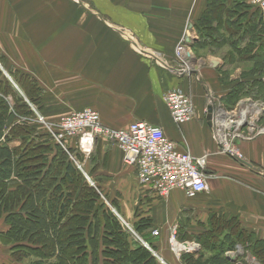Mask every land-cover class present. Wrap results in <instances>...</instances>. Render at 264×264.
I'll return each instance as SVG.
<instances>
[{
  "label": "crops",
  "instance_id": "obj_1",
  "mask_svg": "<svg viewBox=\"0 0 264 264\" xmlns=\"http://www.w3.org/2000/svg\"><path fill=\"white\" fill-rule=\"evenodd\" d=\"M247 2L84 0L94 9L87 12L74 0H0V70L14 83L26 77L51 86L58 73L64 74L70 86L68 113L92 109L113 129L146 122L159 127L179 151L205 160L207 193L186 198L173 191L159 198L139 185L115 144L96 142L107 176L123 183L122 191L116 190L131 203L115 214L132 226L144 220L153 239L149 243L166 264L180 258L168 255L172 228L186 234L196 230L198 236L214 219L238 223L264 246V130H259L264 125L256 126L260 113L250 117L245 105L237 110L250 99L245 87L259 78L241 69L229 74L210 56L216 39L244 36L248 23L260 21ZM187 33L191 43H184L186 51L177 57L176 46ZM190 38H196V49ZM228 48L233 49L230 43ZM173 89L186 93L194 109L193 119L180 126L163 101ZM239 115L253 128L243 126ZM6 230L3 219L0 233ZM154 230L157 236L150 234ZM0 246L8 256L0 262L21 264L11 260L8 246Z\"/></svg>",
  "mask_w": 264,
  "mask_h": 264
},
{
  "label": "trees",
  "instance_id": "obj_2",
  "mask_svg": "<svg viewBox=\"0 0 264 264\" xmlns=\"http://www.w3.org/2000/svg\"><path fill=\"white\" fill-rule=\"evenodd\" d=\"M248 34L249 28L244 36L236 38L239 41L230 43L231 47L243 45ZM256 65L252 74H257L253 77L259 79L250 81L245 87L248 95L250 85L255 86V90L264 91V81L260 78L264 65L261 64V72ZM15 84L18 87L17 81ZM1 85H6L10 92L13 87L7 80L0 79V217L7 226V230L0 233V242L9 247L11 260L27 264H99L101 255L105 264H155L153 255L135 239L129 244V234L121 228L114 213L99 203L97 186L94 188L84 183L70 156L72 154L76 162L83 160L85 163L89 158L82 159L74 144L64 150L55 143V154L43 162L44 158L38 155L25 157L27 147L14 149L8 145L11 139L22 134L15 135L11 130L14 137H9L6 131H10L16 118L24 115L26 106L16 96L18 101L9 112L5 97L10 92L4 93ZM114 209L119 211L116 205ZM216 221L222 220L210 221L209 229L196 236V243L202 250L211 254L218 252L213 256L209 254L211 259L203 264H229L223 254L225 249L233 250L235 239L247 242L255 259L264 264L262 242L241 230L232 220L223 221L224 225H218ZM144 222L133 225V230H147ZM145 242L152 247L147 240ZM183 259L187 264L193 262L192 259Z\"/></svg>",
  "mask_w": 264,
  "mask_h": 264
},
{
  "label": "rangeland",
  "instance_id": "obj_3",
  "mask_svg": "<svg viewBox=\"0 0 264 264\" xmlns=\"http://www.w3.org/2000/svg\"><path fill=\"white\" fill-rule=\"evenodd\" d=\"M74 2H76L77 5H80V7L84 8L87 12H93L94 10L90 5H86L84 3V0H74ZM256 14L258 15L256 18L260 17V19L262 20L257 24L256 22L248 23V26H246V28L247 29L249 28V34H248V38H246L245 41L243 42L242 47L241 45L238 47L233 46V49L230 50V48H228L229 43L234 41H239V39L231 38L230 36L216 39V46H217L216 53H211L210 56H212L214 59L218 61H222L223 65H226L225 66L226 68L228 67L227 71L229 74L230 73L233 74L235 69H239V71L241 69L243 75L248 74L249 78L256 76L257 74L256 75L252 74L255 71V68L257 66L256 64H258L259 72H261L260 71L261 64L263 63L264 65V12L257 11ZM191 41L193 43L190 47H193V44H195L194 46L196 49V38L191 39ZM190 43L191 42H188L187 44ZM183 47H184V42H183ZM238 50H243V53L242 54L238 53L239 52ZM185 51L186 49L184 47L183 52L185 53ZM194 53H196V51ZM259 74L260 73H258V75ZM8 76L5 75V73H3L0 70V79L7 80L9 83H11L10 84L11 87H13V90L10 92V89H8L6 85L5 86L1 85V88L3 89L4 93L9 94L10 92V94L5 97V100L9 104V106H7V108H9V112L12 109H14V106L18 101L15 99L16 96L20 98L24 103V105L26 106V112L24 113V115L22 114V116H19L18 119L16 118L12 124L10 131L8 130L6 131V134L9 132L7 134L9 137H14V134L11 133V130L15 132V135L19 133L22 134H20L19 138L15 137L14 139H11L8 145L14 149H18L20 147H27L28 153L25 154V157H33L35 155H38L39 158H44L42 159V162L47 161L55 154L54 148L56 144H58L56 139L54 138V134L50 132L49 128L54 132L57 131L55 130L57 128L56 126L57 121H59L60 118L63 117L65 118L70 113H72V112L68 113L70 109L67 108L69 106V100H70L67 91H69L70 86L66 84L64 74H59V73L56 82L54 83V85L51 86L50 85L40 86L36 82L33 83L32 81L28 80V78L26 79V77L23 78L20 77L21 83H19L17 87V85L14 83L13 77L9 76L10 77L9 78ZM260 78L264 81V72L260 76ZM255 89H256L255 86L250 85V87H248L249 90L248 92H250L249 93L250 99L247 102L241 103V105L243 106L245 105L247 108L249 105H254L260 108L261 105L264 104V91H262L261 89H259V91ZM259 94L262 95L260 96ZM241 110H243L242 107ZM249 116L252 117L255 115L252 114ZM246 122L244 124L249 125ZM263 125H264V112L258 116V123H256V126L258 127ZM101 141L102 143L108 142L105 139L97 140L95 138L93 145L90 149V153L88 155L89 161L87 163H85L83 160H80L81 159L80 157L77 160L78 161L80 160L81 163H79L80 161L76 163L72 162V158H71V162L73 163V165L75 164L78 166L76 167V169L77 170L79 169L78 171L82 174L84 183H87L90 187H94V188L97 186L96 193L100 197L99 203L104 204V209H108L110 212L112 211L114 212V216L121 224L120 225L121 228L129 234L128 235L130 238V240L128 241L129 244L133 242L132 239H135L139 244L144 246L153 255V257L155 258V264H166L165 261L162 262L161 259L155 254L156 253L155 249H153L152 247L150 248L149 246H145L148 245L145 241L150 238V236L147 234L149 230L147 231L145 230L146 231L145 232L143 230L140 231L135 228L139 232L138 233L135 230H133L132 225L123 221L121 217H118L115 214L116 211L114 209L115 205L117 206V209H125L124 207L126 206V204L127 206H131V203L128 197L124 198L123 196H120V194L116 190L118 188L120 189V191H122L121 187L123 186V183L122 182L113 183L112 179H110V177L107 176V173L105 171L106 164L104 163V161L103 162L100 161L101 159L99 156L100 146H98V144L96 143V142L99 143ZM62 142H65V144L62 143L65 149L61 145L59 144L58 145L64 150L67 149V146L74 143L72 139H68V138L64 139ZM76 151L74 152L76 153ZM77 153L80 154L82 159L86 158L79 151ZM70 157H72V154ZM88 158H86L85 160H87ZM87 173L89 174L90 177L87 176ZM124 200H127L128 203H125ZM2 220L3 217H0V223L2 222ZM216 224L224 225L223 221H216ZM208 226L209 224L207 225V227ZM131 229L134 233L130 231ZM170 233L168 235L169 237L167 240V244H168L167 250H168V255L172 257L170 258L174 260V257H176V255L173 253L171 248L172 246L169 240L171 235ZM142 235L143 236L146 235V236L142 237ZM174 240L179 244L187 243L188 245L191 246V249L184 251L181 250L179 253L180 258L179 259L176 258V260L173 261V264H187L183 258L193 260V262H188V264H203L205 261L211 259L210 255L213 256L214 254L218 253V252H213V254H211L212 252H208L204 249L203 250L201 249L200 245L196 243L198 242L196 240V230H192L191 234L190 233L186 234L184 229L178 228L175 231ZM235 240L237 244L236 243H235L236 245L233 244V250L230 251H227L228 249L224 250L225 252L223 254V257L228 259V263L233 264L231 260H234V264H259V262L252 255V252H250V250L247 248L248 246L247 242H244V240L242 239L240 240L235 239ZM147 241L148 242L153 241V239L152 240L149 239ZM218 241H216L215 243H218ZM211 242L213 243L214 241ZM0 249H1L0 258L6 259L8 257L6 256L7 248H3L2 246H0ZM44 250L45 248H43L42 251ZM27 263L28 262L23 261L21 264H27ZM99 264H105L103 261V257L101 255L99 256Z\"/></svg>",
  "mask_w": 264,
  "mask_h": 264
},
{
  "label": "built area",
  "instance_id": "obj_4",
  "mask_svg": "<svg viewBox=\"0 0 264 264\" xmlns=\"http://www.w3.org/2000/svg\"><path fill=\"white\" fill-rule=\"evenodd\" d=\"M247 5L255 11L264 12V0H248ZM183 50L181 41L176 46L175 55L180 57ZM182 71L183 68L179 70ZM163 101L175 125L180 126L193 119V104L186 93L179 89L169 90ZM241 107L240 104L237 110H241ZM239 120L243 126L249 129L253 127L244 124L241 116ZM56 126L57 131L49 130L54 134L57 143L65 149V142L62 141L66 138L72 139L76 149L86 158L95 138L115 144L122 152L123 162L135 169L139 185L143 189H150L159 198H166L173 191H180L186 198L208 192L205 160L193 157L188 151H179L176 144L159 127L135 121L124 128L113 129L105 126L98 113L89 108L60 118ZM259 130L263 131L264 127ZM224 152L232 153L231 149ZM151 234L157 236L159 232L154 230ZM174 235L175 229L172 228L169 240H174ZM176 257H180V254Z\"/></svg>",
  "mask_w": 264,
  "mask_h": 264
},
{
  "label": "bare ground",
  "instance_id": "obj_5",
  "mask_svg": "<svg viewBox=\"0 0 264 264\" xmlns=\"http://www.w3.org/2000/svg\"><path fill=\"white\" fill-rule=\"evenodd\" d=\"M188 35H189V33H188ZM189 39V38H188ZM183 42L184 43H187L186 42V36L184 37V40H183ZM252 106H254V105H252ZM246 107V106H245ZM249 107V114H253V115H257V114H261V113H263L264 112V104L263 105H261V107L260 108H258V107H256V106H254V108H250V105L248 106ZM250 123V122H249ZM117 215V214H116ZM118 216V215H117ZM130 228V227H129ZM132 233H134L133 231H132V229L130 230ZM171 234V233H170ZM170 243H171V248H172V251H173V253L177 256L179 253H180V251L182 250V251H184V250H189V249H191V246L190 245H188L187 243H183V244H179L178 242H176L175 240H173V239H171L170 240ZM161 259V258H160ZM161 261L163 262V261H165V260H163V259H161Z\"/></svg>",
  "mask_w": 264,
  "mask_h": 264
},
{
  "label": "water",
  "instance_id": "obj_6",
  "mask_svg": "<svg viewBox=\"0 0 264 264\" xmlns=\"http://www.w3.org/2000/svg\"><path fill=\"white\" fill-rule=\"evenodd\" d=\"M189 28H190V25H189ZM187 36L188 37H186V42L188 43L189 42V39H188L189 38V35H187ZM206 119H207L208 122H211V120H212V107L211 106H208V108H207V116H206ZM231 261L234 264V260H231Z\"/></svg>",
  "mask_w": 264,
  "mask_h": 264
}]
</instances>
